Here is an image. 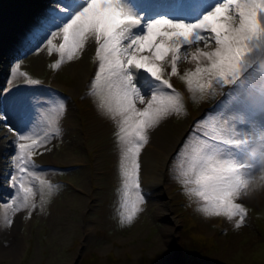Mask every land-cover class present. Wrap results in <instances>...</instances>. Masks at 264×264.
I'll return each mask as SVG.
<instances>
[{
	"label": "rangeland",
	"instance_id": "1",
	"mask_svg": "<svg viewBox=\"0 0 264 264\" xmlns=\"http://www.w3.org/2000/svg\"><path fill=\"white\" fill-rule=\"evenodd\" d=\"M3 2L0 0L3 13L11 8L16 14ZM215 2L156 0L153 6L149 0H129L145 20L164 15L188 22L210 10ZM2 21L0 17L2 31L13 24L11 20L1 25ZM49 36L44 32L32 45L21 48L10 60L0 84L8 88L1 98L0 114H5L12 129L5 125L7 134L15 135L6 156L16 155V134L48 137L32 157L35 167L29 166L36 176L26 175L23 181L33 187L30 205L34 202L35 207L22 205L18 184L4 200L0 264H264V185L236 201L247 210L245 222L236 227L238 217L229 220L200 211L201 201L189 196L178 176L186 148L204 138L205 128L199 124L208 121L210 126L211 118L222 111L234 114L227 107L234 95L233 86L218 88L215 96L204 100H193L184 83L172 78L174 88L184 96V110L149 130V142L139 156L141 210L131 223L122 222V214L126 216L130 210V205L129 209L122 207L124 145L116 136L117 121L99 107L100 96L91 84L99 63L95 42L90 40L79 58L65 60L53 69L51 64L58 57L48 53ZM59 42L57 38L55 43ZM185 50L191 52L194 47ZM178 67L183 73L194 65L181 60ZM26 79L39 83L27 84ZM22 95L33 105L26 114L13 105ZM150 95L146 89L145 99ZM143 106L137 101V107ZM255 118L259 121L258 113ZM174 140L163 184L152 194L144 176ZM15 172L14 166L8 169L6 182ZM254 175L258 179L260 173ZM129 192L134 196V190ZM13 196L18 197L14 206L10 203Z\"/></svg>",
	"mask_w": 264,
	"mask_h": 264
},
{
	"label": "snow or ice",
	"instance_id": "2",
	"mask_svg": "<svg viewBox=\"0 0 264 264\" xmlns=\"http://www.w3.org/2000/svg\"><path fill=\"white\" fill-rule=\"evenodd\" d=\"M50 28L56 29L46 41L49 55L58 57L53 69L79 58L87 43L95 42L99 63L91 84L100 96L99 107L117 121L116 136L124 145L122 207L130 205V210L122 214V222L131 223L141 210L139 156L149 142V130L184 110V96L174 88L172 78L184 83L193 100L233 86L227 107L234 114L222 111L211 118L210 126L208 121L199 124L205 128L204 138L186 148L178 176L189 196L201 201L200 211L229 220L238 217L235 225L240 227L247 210L236 201L264 185V0H216L192 22L164 15L145 20L129 0H65L58 12L48 14L41 33ZM193 47L194 51L185 50ZM181 60H190L194 67L181 73ZM146 89L151 93L148 99ZM137 101L144 106L137 107ZM13 105L25 114L33 108L31 99L23 95ZM0 120L5 116L0 114ZM47 140L32 133L16 134L11 186L18 184L25 207L35 203L30 205L33 187L23 181L26 175L36 176L29 166L35 167L32 157ZM17 198L10 201L13 206Z\"/></svg>",
	"mask_w": 264,
	"mask_h": 264
},
{
	"label": "bare ground",
	"instance_id": "3",
	"mask_svg": "<svg viewBox=\"0 0 264 264\" xmlns=\"http://www.w3.org/2000/svg\"><path fill=\"white\" fill-rule=\"evenodd\" d=\"M154 2L156 0H149V5L154 6ZM3 5L15 9L13 11L16 14L10 12L11 8L6 13L0 10V17L3 20L1 25H5L7 21L13 20L12 26L7 30L2 31L0 27V84L6 74V67L13 56L17 52H21L22 49L32 45L44 33H41V29L48 14L53 11L58 12L59 7L65 5V0H4ZM54 30L56 29L50 28L47 33L50 34ZM37 33L41 34L37 35ZM7 89L6 86L0 85V104H2L1 98L7 94ZM3 115L5 116L4 113ZM5 125H7L6 116L5 120H0V220L6 215V204L4 201L6 195L13 188L11 180L6 182L4 178L8 169L14 166L13 157L6 155L8 154V150L11 149L15 135L7 134ZM7 127L9 128L10 126L7 125ZM175 143L176 141L174 140L170 147L161 152L157 156V159H154L152 170H148L144 176L145 186L152 188V194H157L156 189L163 184V173Z\"/></svg>",
	"mask_w": 264,
	"mask_h": 264
}]
</instances>
